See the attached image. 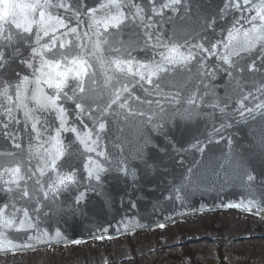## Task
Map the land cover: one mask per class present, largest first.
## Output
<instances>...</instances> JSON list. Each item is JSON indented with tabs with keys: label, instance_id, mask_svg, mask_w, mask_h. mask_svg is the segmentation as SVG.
<instances>
[{
	"label": "water",
	"instance_id": "95a60500",
	"mask_svg": "<svg viewBox=\"0 0 264 264\" xmlns=\"http://www.w3.org/2000/svg\"><path fill=\"white\" fill-rule=\"evenodd\" d=\"M0 38V257L264 217V0H0Z\"/></svg>",
	"mask_w": 264,
	"mask_h": 264
},
{
	"label": "rangeland",
	"instance_id": "374dc122",
	"mask_svg": "<svg viewBox=\"0 0 264 264\" xmlns=\"http://www.w3.org/2000/svg\"><path fill=\"white\" fill-rule=\"evenodd\" d=\"M203 216L197 215L186 221L187 226L185 228L189 231L185 235L168 233L163 238L154 239L146 235V233L156 231L150 230L141 232L137 235L138 237L132 240H127L131 238L128 237L107 241H112L114 244L116 241L127 240L118 242V245L121 246L118 253L119 264H134L133 261H130V259H133L132 254L128 255L132 250L136 251L138 262L150 264L174 254L187 259L184 250L188 249L194 252L195 256L205 262V264H264V217L242 216L233 212L212 213L205 215L207 218H203ZM181 223L178 222L171 227L173 228ZM211 226L214 228L213 234L208 235L204 232V229H208ZM173 233L176 234V230ZM202 235L214 238L217 242L212 243L211 241H206L208 240L207 238H198ZM77 245H80L79 254L74 258L76 253L72 250L74 249L73 246ZM83 245L87 246L88 244H75L37 252L38 260L46 264H66L68 259H73L74 261L77 259L88 260L89 264H107L102 257L103 254L99 256L100 259L97 257V254L100 253L97 252L96 248H82ZM33 254L22 255H27V258L34 262V257L37 255ZM18 256H21V254L0 257V264H11L13 257H17L16 260L20 263L27 261ZM64 259L66 262L61 263L60 261Z\"/></svg>",
	"mask_w": 264,
	"mask_h": 264
},
{
	"label": "trees",
	"instance_id": "16d2710c",
	"mask_svg": "<svg viewBox=\"0 0 264 264\" xmlns=\"http://www.w3.org/2000/svg\"><path fill=\"white\" fill-rule=\"evenodd\" d=\"M204 218H207V217H204ZM260 228H258V229H260ZM181 229H182V225L179 224V225H177V226H175L173 228L169 227V228L164 229V230L152 231V232L146 233V235L149 236V237H152L154 239L155 238H163L168 233H172L173 235H178V232ZM175 230H176V234L173 233ZM136 237H138V236L128 238L127 240H132V239H134ZM127 240L123 239V240H120V241H116L114 244H113L112 241H104L102 243H99L98 245L97 244H88L87 246L83 245L82 248H84V247L85 248L86 247L96 248L97 252L100 253V254H97V257L99 259H100L99 256L101 254H103L102 257L105 260V263H107V264H119L120 258H119V254L118 253H119V247H121V246L118 245L119 244L118 242L127 241ZM73 247H74V249L72 251H74V253H76V255L74 256V258H76V256L79 254L78 250H79L80 245L73 246ZM128 251H129V249H128ZM184 252H186L187 259H183L182 257H179L177 254H174V256L170 255L173 258L172 261H169L167 257H163L162 259L154 261L153 263H150V264H205V262H203L201 259H199L197 256H195V253L191 252L189 249L188 250H184ZM129 254H132L133 263L134 264H141L140 262H138V255L136 254V251L132 250V252L128 253V255ZM33 255H37V256L34 257V262L30 261L27 258V255H21V256H18V257L27 260L26 262H23V263L17 262V260H16L17 257H13L11 259V264H46L43 261L38 260L39 259L38 253L37 254H33ZM60 262L61 263H65L66 260L64 259V260H61ZM66 264H89V262H88V260L82 261V260L77 259L76 261H74L73 259L72 260L68 259V262ZM96 264H98V263H96Z\"/></svg>",
	"mask_w": 264,
	"mask_h": 264
},
{
	"label": "bare ground",
	"instance_id": "6f19581e",
	"mask_svg": "<svg viewBox=\"0 0 264 264\" xmlns=\"http://www.w3.org/2000/svg\"><path fill=\"white\" fill-rule=\"evenodd\" d=\"M2 35L4 37H6L5 34H2ZM1 41H2V39L0 38V42ZM11 69L12 70H15L16 67L14 66V67L6 68L5 70H3V75L5 77H2V80L7 79V78L9 79L11 77L10 76V70ZM40 69H42V68L40 66H38V65L26 64L25 67H24V69H23V71H22V76L30 77L29 79H30V82H31V84L33 86H37V85H40V84H47L50 81L54 82V81L57 80V78H55V77L53 78L54 79L53 80L51 77H47L46 76V74L48 75L49 72H50V76H53L52 75V70H54L53 65H49L48 66V70H47V66H45V72L46 73L42 72L43 70L39 73ZM73 75H77L78 76L79 74L77 73V71H74L73 73H71V76H73ZM49 92L50 93L51 92L53 93V92H55V90H49ZM136 113H138V112H136ZM136 115H137V117H141V115H139V114H136ZM228 212H233V213L241 214L242 216H245L246 215V216L254 217L253 215L245 214V212L239 213L236 210L228 211ZM219 213H227V212H219ZM210 214H212V213H210ZM205 215H209V214H204V216L203 215H200V216H203V218H204V217H206ZM191 218L192 217L186 218V219H183L182 221H180V222H182L181 225H182V229L183 230H180L178 232V234H184L185 235V234L188 233L189 230L185 228L187 226V224H186L187 222L186 221L189 220V219H191ZM213 229H214L213 226H211L208 229H204V232H206L208 235L209 234H213L212 233L213 232ZM140 233L141 232H134V233L131 232L127 236H124L122 238L135 237V236L139 235ZM198 238H207L208 240H206V241H211L212 243H216L217 242L216 239L211 238V237H209L207 235H204V236L202 235V236H200ZM116 239H121V238H116ZM107 240H115V239H107V238H104V239H101V240L92 241V242H86V243H83V244H91V243H93V244H99V243H102V242L107 241ZM94 242H97V243H94ZM79 244H82V243H79ZM28 254H33V253H28ZM167 258H168L169 261H172V259H173L170 255H168ZM130 261H133V259H130Z\"/></svg>",
	"mask_w": 264,
	"mask_h": 264
}]
</instances>
